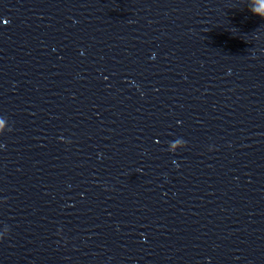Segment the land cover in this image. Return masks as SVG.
I'll return each mask as SVG.
<instances>
[{"label":"clouds","instance_id":"obj_1","mask_svg":"<svg viewBox=\"0 0 264 264\" xmlns=\"http://www.w3.org/2000/svg\"><path fill=\"white\" fill-rule=\"evenodd\" d=\"M248 10L256 16L264 19V0H253L248 6Z\"/></svg>","mask_w":264,"mask_h":264}]
</instances>
